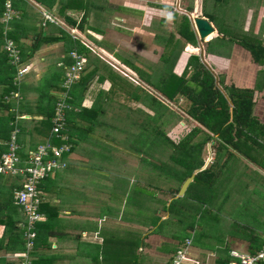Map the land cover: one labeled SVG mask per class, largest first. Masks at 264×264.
<instances>
[{"label":"crops","instance_id":"obj_1","mask_svg":"<svg viewBox=\"0 0 264 264\" xmlns=\"http://www.w3.org/2000/svg\"><path fill=\"white\" fill-rule=\"evenodd\" d=\"M80 1L83 2L81 10L77 9L76 0H47L46 3H50V7L38 3L31 4L29 0V7H20L26 10L18 33L21 37L20 45L27 46L26 41L29 42L27 66L33 68L36 64L41 65L44 71L48 69L42 85L46 88L42 93L57 98L53 92L62 88L65 68L72 63L70 52H78L85 62L79 81L70 90L71 109L66 112V134H63L61 140H64V136L68 137L72 152L64 158L66 167L53 173L46 179V183L42 184L45 188L42 189L43 203L56 208L52 216V219H55L47 220L48 217L45 211L43 212L44 220L37 226L47 224L50 228L40 231L36 237L34 249L30 253L31 264H171L176 251L185 247L187 242L189 261L185 264H223L234 260L230 256L231 251L249 252L252 243H264V167L261 164L251 162L249 158L233 150H230L233 155L228 157L221 151L223 156H218L220 160L217 164L220 186L204 191L207 194L203 205L207 204L208 196H213L211 202H214V195L218 199L221 183L225 180L232 186L237 182L240 190L248 192V195L239 194V201H245L246 204L231 209L223 208L222 199L218 206L213 207L223 212L227 209L225 211L228 218L224 226L218 218L210 215L206 224L194 225L192 221L183 226V232H179L181 218L189 214L186 203L191 201L183 203L184 201L177 200L182 197L179 191L174 196L170 189L162 191L158 188L159 193L153 195L154 199L158 196H169L162 202V207L147 211L145 209L148 207L143 204L146 212L135 209L131 206L133 199L130 198L134 194L139 195L140 199L143 197V191L138 193L136 190L139 188L135 185L146 189V165L140 161L146 154L130 151L131 144L125 143L123 135H115L117 142L110 144L115 150L110 154L111 148L107 146L109 138L106 141L103 139L107 138V135L103 138L94 137L98 131L113 133L115 128L108 118L114 117L115 114L127 116L126 113H129L131 117L154 114L151 106L155 108L156 104L152 102V97L159 102L167 101V95L162 92L165 83L172 75L180 76L183 73L191 55L199 56L215 75L229 71L231 67L241 70L243 74L249 71L247 68H264V65L254 63L250 53L242 46L227 42V38L220 39L223 36L239 38L251 35L258 37L264 45V0L260 6H252L250 0H238L239 5L233 3L237 5L233 12L236 13L238 6L241 8L242 5L246 10L236 15L227 12L224 15L226 20H222L223 24H219L217 20L223 16L224 8H217L226 0ZM41 12L52 16L53 22H45L44 25L43 22L39 23ZM169 14L173 16L172 21L167 19ZM183 16L188 18L196 46L181 36L185 23L179 18L182 19ZM196 17L207 19L213 27L214 31L209 38L199 40L192 24V18ZM70 29L74 30L75 38L70 35ZM39 37L40 45L37 44ZM209 41H212L213 52L218 55L206 52V44ZM177 42L179 45L173 48L172 44ZM182 44L183 49L180 51ZM34 45L38 47L33 49ZM156 69L159 71L155 73ZM34 79L29 81L34 84ZM40 94L29 89V92L21 94L19 102L14 100L9 110L15 114V118L8 125L11 132L14 129L19 132L18 143L23 158L38 145L46 141L52 142L51 123L47 125L46 131L40 126L43 122L42 111L36 106V99ZM20 104H26L25 108L20 109ZM1 115L0 113V117ZM130 122L133 126L130 124L126 128L128 131L135 130V125L140 124L135 120ZM113 137L112 135L110 139ZM118 138L124 144L119 142ZM99 141L105 142V145L99 144ZM60 143L52 144L57 146ZM93 144L97 146L94 153L88 150ZM137 145L140 147V144ZM125 147L126 150H123ZM211 148L215 153L214 147ZM250 148V157L262 161L263 165L264 147ZM119 150L125 151L132 159L136 155L135 163L130 165L122 161L123 155L118 154ZM115 154H118L117 158L113 162L110 161ZM86 159L92 162L86 164ZM96 161L104 166L98 167ZM106 161H109L108 164ZM204 168L202 166L201 170ZM232 169H236L235 172L242 176L231 178L229 171ZM19 185L18 178L0 174V264H14V256L26 251L23 236L21 235L23 244L20 248L18 244H14L15 240L10 241L13 233L7 226L8 221H15V226L20 231V224L24 221L22 211L14 205L12 199V192ZM114 193L124 196V200H116ZM227 195V202L232 203L238 194L235 196L228 192ZM98 201L102 207L97 210L95 203ZM153 205L152 199L149 206ZM120 208L119 220L110 222L107 216L112 217L114 212L120 213ZM86 209L91 212L88 213ZM233 209L246 213L247 216L243 217L246 221L241 223L240 217L231 215L230 210ZM152 216L155 219H151ZM211 222L215 223L214 229L219 233L206 227ZM162 226L165 227L163 230ZM243 231L251 233L244 235ZM260 264H264V261Z\"/></svg>","mask_w":264,"mask_h":264},{"label":"trees","instance_id":"obj_2","mask_svg":"<svg viewBox=\"0 0 264 264\" xmlns=\"http://www.w3.org/2000/svg\"><path fill=\"white\" fill-rule=\"evenodd\" d=\"M7 1L10 3L11 10L15 12V16L4 23L1 22V19L3 18L5 3ZM28 1L29 0H0V113L2 114L0 117V154L7 149V142L11 134V129L8 124L15 118L14 113H9V110L13 105V100L11 99H13L12 97L14 94H24L25 92H29V89L32 92L41 93L39 96H37L36 106L37 109L42 111L43 122L40 124V126L43 127V130L46 131L47 125L49 122L51 123V119L54 117V109L57 100L55 96H53V98H55V100H53L51 96L42 93V91H44L43 89L46 87H43L40 82L36 83L37 86H35L33 83L27 84L24 81L23 83L16 85L18 67L12 64L11 58L2 49L5 39H10L19 51L20 65L27 62L29 58V46L20 45L21 37L18 33V30L22 26V19L24 16H26V10L20 9V7H29ZM32 1L34 3L40 4L41 6H51L50 3H46L47 0ZM53 1L55 0H52V2ZM16 11H19L20 13H17ZM189 11H191V9H189ZM50 20L52 19H48L45 22H51ZM182 23H185V26H182L184 28L181 32V36L185 41L196 46L197 42L194 33L189 29L188 18L183 16ZM41 36L42 33L40 37ZM40 37L39 42H37L38 45H40ZM225 38H227V42L236 43L246 49L250 53L254 63L258 65H264V45L258 37L251 35H245L239 38L236 36H223L220 39L223 40ZM172 40L173 39H171V41ZM178 42L172 44V47L174 48L175 45L179 44ZM38 45H34L32 48L35 49L38 47ZM211 45L212 41H209L206 44V52L217 54L213 52ZM181 46L182 47L180 51L183 49V44ZM30 50L31 52L33 51L32 49ZM220 77L221 76L218 75V81L216 82L215 75L208 69L205 63L201 61L200 57L191 55L188 58L183 73L180 76L172 75L171 79L165 83V88H163L162 92L167 95V101L178 103L183 100V102H185L188 106L186 114L197 124L195 128H193L178 142V144H174L172 141H170L165 136V132L160 130L159 127L163 120L164 122L168 123L169 116L173 118L176 116L175 113L173 111H169V108L164 103L157 101L152 96V102L156 105L155 108L151 106V110L155 111V113L159 112V114L155 117L146 114L144 117H142L143 119H141L142 122L139 124V127L136 126L133 132H129L137 135L134 139L135 142L136 140L140 139V137L145 138L146 141L143 146L141 144L139 147L137 145L138 143L133 144L135 143L133 140L130 142L131 145L129 148L132 152L139 154L144 152L147 154L146 158L141 157L140 161L146 166L153 168V170L150 171H154V173H156L152 174L156 179L163 181L161 175L166 177L165 180L168 181V185L164 186L162 184L165 187V189H161L162 191L170 189L174 196L177 195L183 182L196 171L193 181L189 184L182 197H178L177 200L182 201L185 199L187 194H189L187 198L192 199L197 203L204 204V202H206V192L204 191L214 190L220 186V174H218L217 164L220 160L218 156L221 155V151H223L224 154H227V157L229 155H233L232 151L230 150L236 151L246 158H249L251 162H254L258 165L261 164V166L264 167V164L262 165V161H256V159L254 160V158L250 157L248 154L251 149L250 146H256L259 148L264 147V125L261 124L253 114L255 105L254 92L255 90L262 89L264 74L261 72L259 73L258 79L255 83V90L248 88H238L234 85L227 86L224 83V78ZM71 87L67 90V96L70 98ZM43 97L44 99H42ZM70 98L67 100V104L69 106ZM158 104L160 109L156 110ZM25 105L20 104L19 108L24 109ZM44 110L45 112H43ZM27 112L29 113V111ZM130 118L131 117H127L125 120H127V122L132 121ZM131 126L133 125L131 124ZM143 127H145L144 130L142 129ZM200 133L203 134L202 142L189 145V143ZM63 134H66L65 130L63 131ZM51 138L52 143L54 144H59L62 140L61 136ZM64 142L69 144L68 137ZM208 142H212L211 146L214 147L215 156L217 157L216 160L212 161L201 170L203 166V159L201 158L200 154L203 144ZM71 152L72 146L70 147V150L63 155V159L66 156H69ZM154 153L158 154L162 158L168 157L172 167L166 162L157 164L153 161H150L148 157L153 159ZM222 156L223 155H221V157ZM149 175L151 176V174ZM44 181L43 183H46V180ZM135 186L138 188L137 185ZM157 186L158 184H155V187L158 190ZM40 187L41 190L45 189L42 185ZM139 191L141 192L144 190L139 189ZM113 196L116 200H124V196H120L117 193H114ZM43 202L44 199L42 197L39 211L42 214L45 211V214L48 217L47 220L53 221L55 219H52L53 211H56V208L49 207ZM54 216L56 217V215ZM7 226L14 234L11 235L10 241L12 242L15 240L14 244H18L20 247V245L23 244V241L21 240V230L19 231L15 226V221H12L11 223L8 221ZM49 228L50 226L47 224H44L42 227L37 226V236L39 235L40 231H46ZM7 244L9 245V243ZM252 244V246H249V252L256 253L263 247L264 243L262 242L260 244ZM261 263H263V261Z\"/></svg>","mask_w":264,"mask_h":264},{"label":"rangeland","instance_id":"obj_3","mask_svg":"<svg viewBox=\"0 0 264 264\" xmlns=\"http://www.w3.org/2000/svg\"><path fill=\"white\" fill-rule=\"evenodd\" d=\"M65 1L71 2V0H65ZM250 1L252 2L251 3L252 6L253 5L254 6H260L262 4V0H250ZM30 2H31V4H34V2H32L31 0H30ZM75 3L77 4V9L81 10V8L83 6V2H81L80 0H76ZM233 3H235L237 5L240 4L238 2V0H226L224 3H222L221 5L218 6L217 9H220L221 7H223L224 10H222V11H225L224 14L221 13V14H223V16L218 19L219 21L217 20V22L219 24H223L222 23L223 22L222 20H226V16H224V15L227 12H228V14L234 13L236 15V13H238L240 11L242 13L243 11L246 10V7L244 5H242L241 8L238 6V8H237L238 11L236 13L233 12L234 9H235V7H237V5L235 6ZM67 6H70L71 8L73 7V5H67ZM76 11L78 12V10H76ZM41 13H42V15H41V19H40V22L39 23L42 24V22L44 21V18H46L47 16L49 17L50 15H48L46 12H41ZM87 14H88V12H87ZM49 18L50 19H53L52 16H50ZM179 19L182 20L181 18H179ZM50 21L53 22V20H50ZM44 24H45V22H43L42 25H44ZM69 33H70V35L73 38H75V32H74V30H71L70 29ZM30 43H32V42H30ZM26 45L29 46V42L26 41ZM177 45H179V44H177ZM27 63L23 64V67L24 66L27 67V65H28ZM33 66L34 67L32 68L29 65L28 72L26 74L21 75L20 78L17 77L16 85H18L19 83H23V81L26 82V83H31L30 81H31L32 78H35L34 79V82H35L34 85L35 86H37L36 83H38V82H40L41 85H43V79H44L46 73L48 72V69H46L44 71V68H41V65H38L37 66L35 64ZM233 70H234V72H233ZM247 70H249V71L247 73L243 74L241 70H236L234 67H231V69L229 71L225 70L224 73L223 72H220L221 73L220 74V76H221L220 78H224V83L227 86L234 85V86H236L238 88H240V87L243 88L244 87V88L254 89L255 90V83H256V80L258 79V75H259L260 72L262 74H264V68H259L258 69L256 67H253L252 69L247 68ZM29 71H30V74H29ZM157 71H159V70L156 69L155 70V73ZM218 75L219 74H216L217 78H218ZM29 77H30V79H29ZM152 80L155 83V78H153ZM64 91L65 90L62 89V88L60 90L57 89V90H55L53 92V95H56V97H57L56 99H62L63 98V92ZM12 98L13 99H11V100H13V102H12L13 104H14V100H15V102H19V100L21 98V94L20 93L14 94ZM158 98L159 99H162L160 97H158ZM254 100H255L254 116L257 119H259V122L261 124H263L264 123V81L262 83V89L255 90V92H254ZM161 102L164 103L169 108V111H173L176 116H174L173 118L171 116H169V118H168V121L169 122L168 123L167 122H164V120H163L161 122V124L159 125L160 130H163L165 132V136L170 141H172L174 144H178V142L183 137H185L193 128H195V126L197 124H196L195 121L191 120L189 118V116L186 114V110H187L188 106L186 105L185 102H183V100L180 101V102H178V103H176V102H168V101H164V100H161ZM157 109H160L159 104L156 107V110ZM9 113H10V111H9ZM158 114H159V112H156V113L151 114V115L155 117ZM126 115L127 116H125V115H121L120 116L119 114H115V115H113L114 117L108 118L110 124H112L113 125V128H115V130L113 131V133L112 132H104V131L101 132V131H98L94 135V137H96V138L101 137V136L103 138L105 135H107V138H103V139H104V141H106L109 138L108 139L109 140L108 145H107V143H106V145L108 146V148H111V150H109V151H111L110 154L115 150V149H112L111 145L113 143H116L117 142V137H116L117 135L118 136H122V135L125 136L124 137V140H125V143H127L128 145H130V142L135 139V136H137V135H134V133H129V132H133L134 131L133 129H131L132 131L131 130L128 131V129H126L131 124L130 121L127 122V120H125L127 117H131V115H129V113H126ZM25 119L28 120V118H25ZM101 119H102V117H101ZM130 119L135 120V121H139V123H141L142 122L141 119H143V118L142 117H131ZM137 125H139V124H137ZM137 125H135V127ZM114 126H116V127L118 126V127L116 128ZM144 128L145 127H143L142 129L144 130ZM120 129H122V130H120ZM110 135L111 136L113 135L114 137L112 139H110L111 138ZM133 136H134V138H133ZM136 139H138V138H136ZM202 140H203V134L200 133L197 137H195L189 143V145H192L194 143H200V142H202ZM118 141L121 142V143H123L119 138H118ZM145 141L146 140L143 137H140V139L136 140V142L134 140L135 143H138L140 145L142 144V146L144 145ZM211 143L212 142H208V143L203 144V146H202V151H201V154L200 155H201V158L203 159V168H204V166H207L208 164H210L212 161L215 160V155H214L215 153H214V150L211 148V145H212ZM99 144L105 145V142L99 141ZM126 148L127 147H125L123 150H126ZM88 150L89 151H92V153H94L97 150V146L95 144H93L90 148H88ZM187 150H188V147H187ZM234 152L236 153V151H234ZM120 153H122V155H123V158L121 160L124 161L126 164L127 163H129V164L131 163L133 165L135 163L134 158H136V155L132 159L131 157H128V154L125 151L119 150L118 151V154H120ZM118 154H115L114 156H112L110 161L113 162L117 158ZM146 155L143 156V157H146ZM104 157H106V155ZM159 158H160V160H159ZM148 159L150 161H154V160L158 161L159 160L157 162V164L160 163V162H166L169 165L171 164V162L168 160V157L162 158L161 156H159L158 154H155V153H154V158H153L154 160L151 157L150 158L148 157ZM121 160H120V163L122 162ZM90 162H92V161H89V159H86V162L85 163L88 164ZM108 162L109 161H106L107 164H108ZM112 162H110L111 165L113 164ZM120 163H119V165H120ZM96 165H98V167H100V166L103 167L104 166L103 163H101V165L100 164H97V161H96ZM170 166L172 167V165H170ZM107 167H109V165ZM121 169H120V171H121ZM150 170H153V168H150L148 166L144 167V171H145L144 174L147 175L146 178H145V183L147 185H145L146 189L143 191L144 193H142V195H143V197H141L142 199H140L139 195H137V194H134L132 196V198H130V199H133L131 206L134 207L137 210L138 209H140V211L143 210V212H146L145 210L152 211L154 207H156V208L159 207V206L162 207L163 206L162 202H164L169 197V196H167V197H163V196L160 197V196H158L157 199H154L153 198V195H155V193L156 194L159 193V191H157V189L155 188V184H158L157 187L159 189H165L164 186L165 185H168V181H166L165 178L162 177V176L161 177H162L163 181L156 179L155 176L152 175L153 172L150 171ZM235 171H236V169H232V170L229 171L231 178H234V177H237V176H239V177L242 176L241 174H239V173H237ZM125 172L126 173H130V172L126 171V170H125ZM149 174H151L152 177ZM254 176H256V175H254ZM223 180H225V177H224ZM221 184H222V187H221L222 189L221 188L219 189L218 199H217V196L214 195V200H212L214 202H211V198L213 196H211V198H210V196H208V198H207V204L206 205H203L202 203H197L196 201H193L192 199L187 198V196L189 195V194H187V196L185 197V199H183L182 201H184L183 203L191 201L189 203H186L188 205L187 206V211L189 212V214L184 215L181 218V224L182 225L179 224V227H178V231L179 232L181 230L183 232V226L184 225H187V224H190L192 221L194 222V225H200L201 223L202 224H204V223L206 224V222H209L208 216H210V215L213 216V217L218 218L220 224H222V226H224L225 223L227 222V218H228V213L225 211L227 209H224V212H223V211L217 210V209H215L213 207V206H218V204H220V202L222 201V199H224L223 208L229 207L231 209L232 207H235L237 205L238 206H241V205L246 204L245 201L242 202V203L239 201V194L240 195L241 194L248 195V192H246L244 190H240L237 187V185H238L237 182H235L233 184V186L230 185L229 181H226V180L223 181ZM138 188L140 189V187H138ZM249 190H251V187L249 188ZM136 191H138V193H139V190H136ZM228 192L231 195H235V196L238 194L236 196L235 202H233V201H232V203H231V201H228L227 202L226 197L229 199V196L227 195ZM152 199L154 200V205L152 207H150L149 204H150V200H152ZM256 202H257V204H259L258 201H256ZM98 203H99V201L95 203V205H97V208H95V209H97V210L98 209H101V207H102ZM143 204L145 206H147L148 208L144 210ZM223 208H222V210H223ZM86 211L88 213L91 212L90 209H89V211H88V209H86ZM123 211L124 210H122V212ZM196 214H198V215L200 214V216H196ZM230 214L233 215L234 217H240L239 220H241V223H243L244 221H246V219L243 218V217H246L247 216L246 213H241V212H238V211H236V210L233 209V210H230ZM111 216L112 217L107 216V219L110 222L115 223L116 221H118L119 218L121 217V208H120V213L116 214V212H114V215H111ZM151 219H155V217L152 216ZM207 226H208V229L209 230L215 231V229H214L215 223L211 222V223L207 224L206 227ZM164 228L165 227L162 226V230ZM220 229H222V228H220ZM245 229H248V228H245ZM238 230L240 231V228ZM248 230H250V229H248ZM215 233H219V232L215 231ZM242 233H244V235H250L251 232L248 233L247 231H243ZM82 236H84V235H82ZM244 252H245V250H244Z\"/></svg>","mask_w":264,"mask_h":264},{"label":"built area","instance_id":"obj_4","mask_svg":"<svg viewBox=\"0 0 264 264\" xmlns=\"http://www.w3.org/2000/svg\"><path fill=\"white\" fill-rule=\"evenodd\" d=\"M15 16L11 10L10 3H5V11L1 22L6 23ZM46 16V15H45ZM50 19L48 16L45 20ZM2 49L11 58L12 64L18 67L17 77L28 72V66L20 65L19 51L10 39H5ZM72 63L65 68L63 77V98L57 99L54 109V117L51 119V135L53 137L61 136L66 128V112L71 109L67 104L70 97L67 96V90L77 81H79L85 67L83 56L76 51L69 53ZM25 64V63H24ZM18 78V79H19ZM18 130L14 129L7 142L6 151L0 154V174L11 175L20 180V185L12 192L14 205L20 208L23 213L24 221L20 224L22 236L25 240L26 251L23 254H16L14 264H31L30 253L34 249L35 239L37 237L36 226L44 220V214L39 211L43 193L41 185L44 180L53 173L66 167L63 155L70 150V145L63 142L60 145H53L46 141L38 145L33 151H29L23 158L20 154L21 147L18 143ZM42 196V197H41ZM189 242L174 254L171 264H185L189 261L188 257ZM29 256V259H28ZM230 256L234 259L231 262L223 264H260L264 261V247L256 253L231 251Z\"/></svg>","mask_w":264,"mask_h":264},{"label":"water","instance_id":"obj_5","mask_svg":"<svg viewBox=\"0 0 264 264\" xmlns=\"http://www.w3.org/2000/svg\"><path fill=\"white\" fill-rule=\"evenodd\" d=\"M192 24L194 26V29H195L196 34H197V36H198V38H199L200 41L203 40V39H205L206 37H208L214 31V29L211 26V24L205 18H197V17L196 18H192ZM209 70L211 71L210 68H209ZM215 78H216V82H217L218 81V78H217L216 75H215ZM194 176H195V174L193 173L190 177H188L183 182V184L181 185V187L179 189V195H183L185 193L187 187L193 181Z\"/></svg>","mask_w":264,"mask_h":264},{"label":"clouds","instance_id":"obj_6","mask_svg":"<svg viewBox=\"0 0 264 264\" xmlns=\"http://www.w3.org/2000/svg\"><path fill=\"white\" fill-rule=\"evenodd\" d=\"M167 19H168L169 21H172V20H173V16H172L171 14H169L168 17H167Z\"/></svg>","mask_w":264,"mask_h":264},{"label":"bare ground","instance_id":"obj_7","mask_svg":"<svg viewBox=\"0 0 264 264\" xmlns=\"http://www.w3.org/2000/svg\"><path fill=\"white\" fill-rule=\"evenodd\" d=\"M210 36H208L207 38H209Z\"/></svg>","mask_w":264,"mask_h":264}]
</instances>
